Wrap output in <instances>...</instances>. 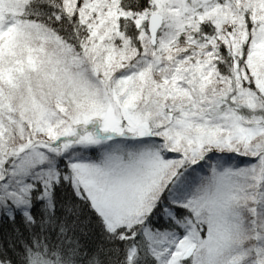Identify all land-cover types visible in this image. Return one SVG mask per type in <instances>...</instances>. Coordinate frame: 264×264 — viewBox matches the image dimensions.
<instances>
[{"label":"snow or ice","instance_id":"1","mask_svg":"<svg viewBox=\"0 0 264 264\" xmlns=\"http://www.w3.org/2000/svg\"><path fill=\"white\" fill-rule=\"evenodd\" d=\"M0 264H264V0H0Z\"/></svg>","mask_w":264,"mask_h":264},{"label":"trees","instance_id":"2","mask_svg":"<svg viewBox=\"0 0 264 264\" xmlns=\"http://www.w3.org/2000/svg\"><path fill=\"white\" fill-rule=\"evenodd\" d=\"M8 231L7 226L3 223H0V238Z\"/></svg>","mask_w":264,"mask_h":264}]
</instances>
